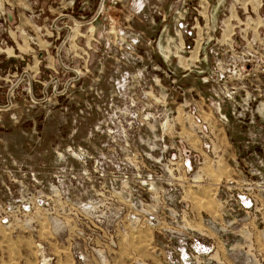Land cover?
<instances>
[{"label": "rangeland", "instance_id": "1", "mask_svg": "<svg viewBox=\"0 0 264 264\" xmlns=\"http://www.w3.org/2000/svg\"><path fill=\"white\" fill-rule=\"evenodd\" d=\"M0 264H264V0H0Z\"/></svg>", "mask_w": 264, "mask_h": 264}]
</instances>
